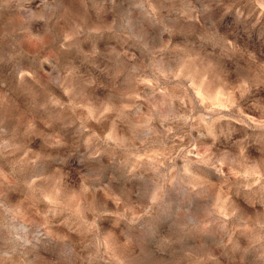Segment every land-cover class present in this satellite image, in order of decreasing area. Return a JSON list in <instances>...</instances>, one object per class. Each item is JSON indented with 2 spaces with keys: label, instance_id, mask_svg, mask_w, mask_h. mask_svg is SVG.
<instances>
[{
  "label": "clouds",
  "instance_id": "obj_1",
  "mask_svg": "<svg viewBox=\"0 0 264 264\" xmlns=\"http://www.w3.org/2000/svg\"><path fill=\"white\" fill-rule=\"evenodd\" d=\"M0 264H264V0H0Z\"/></svg>",
  "mask_w": 264,
  "mask_h": 264
}]
</instances>
